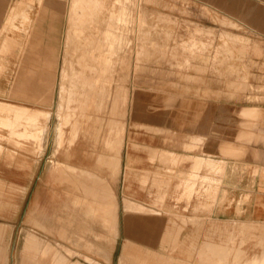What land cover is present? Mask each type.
<instances>
[{
  "label": "crops",
  "instance_id": "1",
  "mask_svg": "<svg viewBox=\"0 0 264 264\" xmlns=\"http://www.w3.org/2000/svg\"><path fill=\"white\" fill-rule=\"evenodd\" d=\"M46 1L44 10L34 11L32 0H0V35L5 33L0 56L22 47L28 61L20 59L19 68L54 64L64 4ZM252 2L250 17L259 30L213 2L208 9L262 35L264 0ZM22 17L28 24H20ZM15 31L23 32L24 40ZM1 60L0 118L7 117L3 108H8L14 110L9 114L14 121L12 129L0 124V264H208V227L219 226L229 240L238 232L259 237L264 225L263 113L232 121L233 111L217 106L215 127H208L206 116L171 135L165 122L154 127L126 118L117 158L116 139L100 136L95 142L82 133L79 121L75 139L70 143L73 125L68 124L59 142L51 75L6 77ZM202 103L207 114L208 99ZM15 111L23 115L18 121ZM37 113L49 114L39 119L40 139L26 119ZM219 128L227 133L208 132ZM209 135L212 141L223 136L220 141L236 151L208 154ZM208 159L217 163L208 168ZM208 178L219 181L215 201L208 200ZM186 185L192 186L189 198ZM210 245L211 252L230 254L217 255L211 264H245L261 255L250 246Z\"/></svg>",
  "mask_w": 264,
  "mask_h": 264
},
{
  "label": "rangeland",
  "instance_id": "2",
  "mask_svg": "<svg viewBox=\"0 0 264 264\" xmlns=\"http://www.w3.org/2000/svg\"><path fill=\"white\" fill-rule=\"evenodd\" d=\"M75 1L79 9L74 12ZM15 2L11 0L12 4ZM209 3L258 29L250 17L255 5L252 0H63L60 48L53 66L19 68L20 59L22 63L28 59L22 56V47L16 46L10 55L0 56L2 73L16 78L50 74L54 120L60 122L58 141L63 138L62 128L70 124L73 125L71 143L77 136L79 121L82 133L95 142L100 136L116 139L117 158L126 118L154 127L165 122L170 135L180 125L198 124L206 116L208 127H215L212 112L217 106L231 109L232 121H248L253 114H264V34L253 32L221 12L209 11ZM32 4L35 11L44 10L49 3L38 1V7L36 0H32ZM27 21L22 17L20 24L24 26ZM109 29L113 35L107 40L105 30ZM15 34L24 40L23 32L15 31ZM4 36L1 33L0 40ZM137 94L142 97L137 99ZM205 99H208L207 114L202 103ZM3 109L7 117L0 118V124L12 129L14 119L9 114L14 110ZM48 115L26 116L27 121L35 124L37 139L44 129L39 119ZM19 116L23 117L15 111V120ZM210 131L227 133L220 128ZM210 137L208 154L228 155L232 148L236 151L233 144L220 141L223 136H218L216 141ZM212 163L217 162L208 159V168ZM185 190L189 198L192 186L186 185ZM218 193L219 181L208 178V200L215 201ZM208 241L259 248L260 257L246 260L245 264H264L263 224L259 237L248 238L238 232L230 240L219 226H210ZM210 243L208 264L217 255L227 254L211 252Z\"/></svg>",
  "mask_w": 264,
  "mask_h": 264
},
{
  "label": "bare ground",
  "instance_id": "3",
  "mask_svg": "<svg viewBox=\"0 0 264 264\" xmlns=\"http://www.w3.org/2000/svg\"><path fill=\"white\" fill-rule=\"evenodd\" d=\"M73 1V0H72ZM78 3H76V1L74 2V4H73V8H72V10L75 12L76 10H78L79 8H78ZM74 12H72V13H74ZM69 13H71V11L69 12ZM74 18V17H73ZM120 21V20H119ZM72 28V27H71ZM116 32V31H115ZM113 35V32H112V30H105V38L107 39V40H109V37L110 36H112ZM116 36H117V33H116ZM116 38V37H115ZM111 43V42H110ZM111 55V54H110ZM63 92V91H62ZM42 115H43V113H41ZM47 115V114H46ZM41 116V115H40ZM42 117H45V116H42ZM61 121V120H60ZM68 124V123H67ZM58 260V259H57ZM56 260V261H57ZM58 262V261H57Z\"/></svg>",
  "mask_w": 264,
  "mask_h": 264
}]
</instances>
